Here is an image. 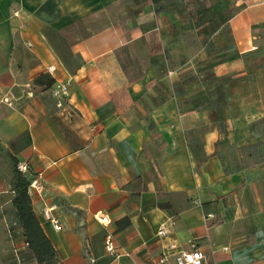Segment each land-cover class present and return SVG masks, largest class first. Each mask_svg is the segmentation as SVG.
<instances>
[{"label": "crops", "instance_id": "obj_1", "mask_svg": "<svg viewBox=\"0 0 264 264\" xmlns=\"http://www.w3.org/2000/svg\"><path fill=\"white\" fill-rule=\"evenodd\" d=\"M13 158L59 264H264V0H0V264H37Z\"/></svg>", "mask_w": 264, "mask_h": 264}, {"label": "trees", "instance_id": "obj_2", "mask_svg": "<svg viewBox=\"0 0 264 264\" xmlns=\"http://www.w3.org/2000/svg\"><path fill=\"white\" fill-rule=\"evenodd\" d=\"M39 83L40 79L35 81V84ZM51 84L52 81H49L46 87H50ZM225 135H227V132H225ZM200 164L201 162H198L197 166ZM18 165L13 158L11 160L10 186L13 194L11 206L14 222L21 230L24 246L30 259H33L37 264H59L55 250L45 236L32 209L29 196L32 181L28 179L26 173L22 174L18 171Z\"/></svg>", "mask_w": 264, "mask_h": 264}, {"label": "built area", "instance_id": "obj_3", "mask_svg": "<svg viewBox=\"0 0 264 264\" xmlns=\"http://www.w3.org/2000/svg\"><path fill=\"white\" fill-rule=\"evenodd\" d=\"M52 97L57 100V106L61 107V102L68 97V83L64 85L56 86L52 92ZM18 171L22 174L27 172V167L24 164H19L17 167ZM29 190H34L37 192L42 191V185L37 181L33 180L31 182ZM54 208L48 209L45 211V218L50 222L52 229L55 232H60L62 230V225L59 220L51 215V211ZM102 223H106V220H102ZM165 232L160 230L158 232V236H164ZM189 251L180 252L174 258L175 264H215L210 262L208 257L202 252L194 242L190 241L189 243ZM25 247V246H24ZM105 252L112 256L114 254V249L112 246V241L110 236L105 237ZM90 264H94V260H90ZM158 264H165V258H159Z\"/></svg>", "mask_w": 264, "mask_h": 264}, {"label": "rangeland", "instance_id": "obj_4", "mask_svg": "<svg viewBox=\"0 0 264 264\" xmlns=\"http://www.w3.org/2000/svg\"><path fill=\"white\" fill-rule=\"evenodd\" d=\"M196 81L197 80L192 79V78H190V76H188L186 78V80H185V83L188 82V84H192L193 85V84L196 83ZM203 86H205V84ZM5 251H6V244L3 242V243L0 244V261H1V258L4 256Z\"/></svg>", "mask_w": 264, "mask_h": 264}]
</instances>
